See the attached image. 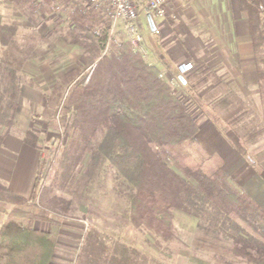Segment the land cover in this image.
<instances>
[{"label": "trees", "instance_id": "trees-1", "mask_svg": "<svg viewBox=\"0 0 264 264\" xmlns=\"http://www.w3.org/2000/svg\"><path fill=\"white\" fill-rule=\"evenodd\" d=\"M66 1L64 5L71 9L67 12L69 29L93 35L95 43L91 49L97 54L99 48L104 49L107 37L104 9L88 5L86 0ZM54 3L55 0H0V74L7 77L11 87L7 100L0 93V147L14 128L15 101L21 92L16 72L25 61L12 53L16 50L13 43L18 26L4 22L1 7L18 15L27 11L41 15L54 13ZM238 5L245 15L257 96L264 109V0H238ZM78 36L65 32V38L73 44H77ZM93 57L87 60L93 63ZM79 67L55 80L43 108L49 118L58 115L70 134L71 147L76 139L83 141L79 153L71 155V163L60 175L61 186L68 184L84 155L89 154L82 178L90 181L94 171L110 166L113 192L119 194L125 189L127 202L123 213L131 226L168 244L176 237L173 213L181 212L201 221L196 228L200 233L195 236V247L210 257L218 256L221 262L264 264V212L235 188L222 160L214 155L195 158L187 150L189 144L198 145L201 119L177 95V87L170 86L150 61L133 53L126 43L120 47L112 44L88 78ZM191 71L183 77L184 81L177 79L175 85L188 88L186 77ZM224 89L227 92L221 85V96L211 112L217 108L223 117L235 113L230 117L231 126L237 127L235 133H248L243 138L259 130L253 125L248 129L240 112L236 113L241 101L235 95L230 100L231 93H222ZM254 122L264 126L262 121ZM39 139L32 131L22 135L23 143L31 148L37 146ZM40 162L27 198L15 195L0 181V211L5 216L0 227V264H49L56 253L58 233L34 225H61L58 220L49 219V212L40 216L37 211L43 188ZM89 181L85 182L86 190L92 193L96 184L90 187ZM57 201L59 209L67 213L70 202ZM1 204H10L12 208L7 210ZM221 234L230 241L227 248L217 245ZM97 236L92 230L87 231L78 253L84 252V247L88 250Z\"/></svg>", "mask_w": 264, "mask_h": 264}, {"label": "rangeland", "instance_id": "rangeland-1", "mask_svg": "<svg viewBox=\"0 0 264 264\" xmlns=\"http://www.w3.org/2000/svg\"><path fill=\"white\" fill-rule=\"evenodd\" d=\"M174 1L184 2V0ZM191 1L195 2V0ZM66 3H68L66 0H55V12L41 15L33 14L29 11H27L24 15H18L13 14L5 7H1L4 22L6 24H16L18 26L13 43L16 50L12 53L19 58H25L21 68L16 72V78L20 80L19 85L21 92L15 101L16 109L14 112V128L10 135L22 139V135H24L26 131H32L40 137L38 144L35 147V149L39 152L41 161L39 162L41 163L40 167L43 175V188L40 191V196L37 201V211L39 210L38 213L40 216H45L48 214L47 212H49V219L58 220L59 223L62 224L64 231H68L69 233L76 235L75 237L79 240L78 243H81L82 237L87 233V231L92 229L102 228L109 229L112 232H120L125 225H128L131 228L132 237H134L135 240H139L141 234L137 231H141L142 233L149 232H146L141 228L131 226L127 220L126 214L122 213L127 202V197L124 195L125 189L123 190V193L116 194V192H113V188L115 186L113 183V171L110 166L103 167L97 172L94 171L93 179L90 181L84 180L85 178H82L81 173L89 162V154H86L80 161L81 163L79 168H77L76 172L72 174L68 184L66 186H61L62 180L60 175L62 174L65 166L71 163V155L79 153L83 146V141L81 139H76L75 144H73L72 147L70 146V134L62 126L58 115L52 119L47 117L44 113L43 108L45 106V100L58 77L69 70L76 69L79 65L82 75H87L88 78L96 62L103 56V50L100 48L97 50V54L96 52L93 53V49H91L94 47L93 44L95 43L93 35L79 32L73 29V27H70L69 29L67 12L71 9L64 5ZM180 12L186 13L187 8L185 7L179 9L178 13ZM237 14L240 18L245 20V15L240 10ZM165 15V17H167L166 11ZM233 15H236L235 11H233ZM178 17L181 20L185 19V17L183 18L180 14H178ZM140 21L142 25V32L149 33L150 30L147 25L145 14L141 15ZM205 21L206 20L203 19L202 22L208 25ZM245 29L248 34L247 27ZM66 31L79 34L77 44H73L65 38ZM211 33H214L212 28ZM204 36L206 43L209 38L212 37H207L206 35ZM246 38L245 49L247 48V50L251 53L248 35ZM218 40L219 38L210 39L209 43L211 44H209L208 47L212 45L213 49H211L212 47L208 48L206 53L207 55L213 56L210 63V66L214 65L213 67L219 65L217 60L218 58L216 57H219L218 55H221V52H223V56L226 55L227 59L221 66L224 69L221 74L213 75L205 73L204 71H208L206 69L207 66H205L208 64L205 62H199V64L196 65L191 62L193 65V71L192 74L190 73V75H188L189 77H186L189 80L188 88H182L175 85L176 83L173 85L171 82H175L174 80L176 78V74L171 73L170 71L168 73H166L167 70L161 72L159 71L160 76H162V78L165 79L170 86L177 87V95L181 96L183 102H185L191 110V113L195 115V117L200 118L201 122L205 120L218 121L219 118L217 116L222 115V112L217 108L215 109V114L211 112L213 111V107H211V109L209 108L210 101L208 97L211 98L212 92L214 91L210 92V90H204L205 87L209 83H212V81L214 82V80H216L214 79L215 77H222L228 82L230 81L229 84L231 83V88L228 85L227 92L224 89L222 93H231L229 96L230 100H232L233 95H235L236 98L238 97L237 99L241 101L242 106L237 108L238 110H236V113L238 114L240 112V115L243 117L244 124L247 126L249 125L248 129H251L250 127L252 125L260 128L253 134L257 135V133H260L259 135L261 136L258 140H263L261 142L264 143V126L261 123L254 122H264L263 106L260 104L257 95L254 96L252 92L248 91V94V92L240 89L236 91L234 86L235 83L237 81L241 83L239 74H235V72L227 74L228 71H232L230 69H234L235 71V69L242 65L244 61H241L240 58H238V52L235 51V48H233L230 44H228L225 49L217 48L220 45V43L217 42ZM212 42L215 44L213 45ZM92 55L95 56L93 57ZM89 57H93V63L87 60ZM214 57L216 59H214ZM145 61L148 63L149 61L152 62L149 59V54L148 59ZM203 63L204 65H201ZM246 63H243V65ZM194 71L199 74L197 73L196 75V73H193ZM207 78L208 80H205ZM204 81L206 83L203 84ZM10 90L11 87L9 80L6 76H1L0 74V93H2L4 100L8 99L7 96ZM216 104L217 103H215V106H217ZM236 134L239 136L240 140L243 135L248 133L241 132ZM245 137V139L243 137L242 139L249 142V138H251L252 135ZM233 142H235L234 137ZM201 147V143H198V145L189 144L187 146V150L193 157L200 158L205 156V153H203L200 149ZM62 158H64L63 162H61ZM190 162L191 161L188 160L187 164L190 165ZM88 181L91 182L90 187L94 185L93 183L96 184L93 187L94 192L92 193H89L86 190L88 187L85 182ZM53 199H63L70 202L69 211L66 213L64 210H60L58 207L60 202L57 200L53 201ZM1 206L7 210L12 208L10 204H1ZM55 208L58 212L56 211L55 213H51L50 210ZM188 216L196 221V228L198 225L201 226V221L199 222V220L193 216L187 215V217ZM35 225L37 228L47 231L44 224ZM130 228L129 232L131 231ZM175 232L176 237L168 244H164L160 241L158 242L155 236L150 233L156 239L158 251L162 255L161 260H155L154 258L153 261L155 264H160L161 261L165 264L172 261V264H247L241 260H237L236 262L233 261L232 263L229 260L221 262L218 256L213 258L211 255L210 257V254L206 251L204 252L201 249L196 248L194 239L195 236L200 233V231L198 232L196 229L193 239L189 238L190 231L188 229L186 231L185 229L181 230L180 232L175 230ZM125 233L127 234V231ZM229 243L230 241L226 239L223 234H221L218 237V244H216L219 247L227 248ZM155 251L156 249L154 248L151 253H155ZM75 253L77 254L76 251ZM167 256L175 259L167 261ZM149 262L150 264H153L151 261Z\"/></svg>", "mask_w": 264, "mask_h": 264}, {"label": "crops", "instance_id": "crops-1", "mask_svg": "<svg viewBox=\"0 0 264 264\" xmlns=\"http://www.w3.org/2000/svg\"><path fill=\"white\" fill-rule=\"evenodd\" d=\"M185 7L187 8L186 13H178L179 9ZM165 11L167 17L154 22L156 33L143 32L149 59L160 72L167 70L166 73L170 71L178 75L177 67L180 64L193 62L196 65L199 62H205L208 64L205 65L208 70L204 71L205 73L221 74L224 70L221 66L227 59L226 55L223 56V52H221V55L216 57L219 65L213 67L214 65L210 66L213 56L206 53L207 49L212 47V45L208 47L211 44L209 43L210 39L219 38L217 42L220 45L217 48L225 49L230 44L238 52V58L244 61L243 63L247 62L244 65L242 63L235 71L230 69L232 71L226 72L227 74H232V72L239 74L241 83L239 81L235 83L236 91L240 89L246 92L250 91L254 96L257 95L253 65L250 61L251 53L247 48L245 49L246 36L248 35L245 29L247 24L237 14L239 11L238 0H195V2L167 0ZM233 11L236 12L235 16ZM177 13L185 19L181 20ZM142 14L145 13L141 11ZM203 19L208 25L202 22ZM211 28L214 30L213 34ZM204 35L212 36L207 43ZM216 58L214 57V59ZM193 73L197 75L198 72L194 71ZM215 79L214 82L205 85L204 89L210 90V92L214 91L212 92L213 98L209 100L210 109L214 107V102L221 96V93L218 92L220 86L223 85L227 88L231 84H229L230 81L228 82L222 77H215ZM232 115L224 117L218 115V121H202L196 139L199 144H202L200 149L205 155H214L223 161L224 170L235 188L244 193L264 212V143L261 142L263 140H258L261 136L260 133L252 134L249 142L243 139L239 140V136L235 133L237 127L231 126L232 119L230 117ZM233 137L235 142H233ZM39 161L37 149L25 145L19 137L6 136L0 147V181L5 182L9 191L15 195L29 197ZM4 219L5 216L0 211V227ZM173 221L176 231L188 229L190 231L189 238L193 239L196 229L194 219L187 217L184 213L175 212ZM35 224H44L47 231L58 233L56 253L49 264H150L149 261L155 264L154 258L155 260L162 259L156 239L150 233L137 231L141 237L139 240H135L128 225H125L120 232L102 228L92 229V232L98 236L94 237V240L92 239L88 250L84 247V252L78 253L79 240L75 237L76 235L64 231L62 224L60 226L39 222ZM87 244H85L86 247ZM154 248L156 249L155 253H151ZM166 259L171 261L175 258L167 256ZM162 263L161 261L160 264ZM172 263L173 261L168 264Z\"/></svg>", "mask_w": 264, "mask_h": 264}, {"label": "built area", "instance_id": "built-area-1", "mask_svg": "<svg viewBox=\"0 0 264 264\" xmlns=\"http://www.w3.org/2000/svg\"><path fill=\"white\" fill-rule=\"evenodd\" d=\"M88 5L102 7L107 17V37L103 49V55L109 50L112 44L120 47L122 44L130 46L133 53L148 59L142 25L140 21L141 11L150 15L153 22L165 18V4L167 0H86ZM153 33H156V28ZM193 69L191 63L178 65L175 84L179 77H184Z\"/></svg>", "mask_w": 264, "mask_h": 264}, {"label": "water", "instance_id": "water-1", "mask_svg": "<svg viewBox=\"0 0 264 264\" xmlns=\"http://www.w3.org/2000/svg\"><path fill=\"white\" fill-rule=\"evenodd\" d=\"M146 19H147V25H148L150 31L154 32L155 31V25H154V22H153L152 18L150 17V15L147 14ZM179 80L183 81V77H179Z\"/></svg>", "mask_w": 264, "mask_h": 264}]
</instances>
